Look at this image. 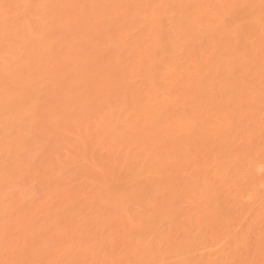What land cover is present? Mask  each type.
<instances>
[{
  "label": "bare ground",
  "instance_id": "1",
  "mask_svg": "<svg viewBox=\"0 0 264 264\" xmlns=\"http://www.w3.org/2000/svg\"><path fill=\"white\" fill-rule=\"evenodd\" d=\"M0 264H264V0H0Z\"/></svg>",
  "mask_w": 264,
  "mask_h": 264
}]
</instances>
